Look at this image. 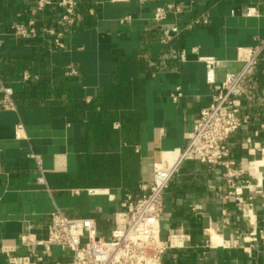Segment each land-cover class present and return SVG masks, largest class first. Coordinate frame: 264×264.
<instances>
[{
	"label": "crops",
	"instance_id": "obj_1",
	"mask_svg": "<svg viewBox=\"0 0 264 264\" xmlns=\"http://www.w3.org/2000/svg\"><path fill=\"white\" fill-rule=\"evenodd\" d=\"M59 1L39 11L36 0H0V84L15 104L0 110V264L4 250L38 251L27 241L46 239L56 208L92 219L107 238L126 196L174 159L211 102L198 57L219 60L220 83L242 69L237 49L253 47L236 97L242 124L224 142L244 170L242 194H228L220 167L185 161L164 190L159 225L161 264H264V0H74L70 26ZM169 4L182 12L156 22ZM30 20L36 35L14 33ZM68 259L51 246L38 264Z\"/></svg>",
	"mask_w": 264,
	"mask_h": 264
},
{
	"label": "built area",
	"instance_id": "obj_2",
	"mask_svg": "<svg viewBox=\"0 0 264 264\" xmlns=\"http://www.w3.org/2000/svg\"><path fill=\"white\" fill-rule=\"evenodd\" d=\"M50 3V0H36V9L40 11ZM59 6L62 8L61 24L69 26L74 24L78 19L76 2L60 0ZM181 12V6L169 4L157 7L153 18L156 22H161L168 14L178 15ZM252 13L254 10L247 11V15ZM13 28L18 36L31 37L37 34L33 20L14 24ZM45 31L52 33L51 29ZM177 32L176 26L165 29L161 40L165 42L171 38V34ZM259 52V47L238 48L237 59L244 63L242 69L236 73L226 74L220 83L215 78L219 60L212 56L198 57L205 67L206 83L213 87L211 102L200 110L186 145L175 151L174 159L167 163L161 161L153 166L152 180L150 183L139 185L138 197L126 196L120 204L122 210L118 213L121 225L113 228L107 238L97 234L92 219L68 218L56 208L51 213L46 239L30 238L27 241L40 249L38 251L34 249L29 255L22 256L13 255L11 249L4 250L8 264H38L49 254L51 246H58L69 254V259L64 264H161V255L168 247L167 242L162 241L160 237L162 195L181 163L198 161L220 167L229 190L228 194L236 198L242 194V188L236 186L235 181L244 174V170L237 167L229 158L224 142L242 124L236 97L240 93L242 78L256 63ZM180 57L183 58V52ZM12 93L11 88L0 84V110L15 107ZM179 95H174L173 100ZM22 134L23 126L19 124L15 127V136L20 138Z\"/></svg>",
	"mask_w": 264,
	"mask_h": 264
}]
</instances>
